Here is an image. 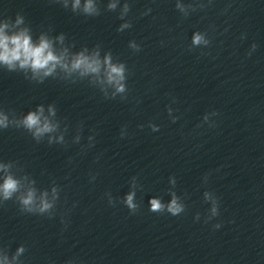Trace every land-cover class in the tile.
<instances>
[{
	"label": "clouds",
	"instance_id": "1",
	"mask_svg": "<svg viewBox=\"0 0 264 264\" xmlns=\"http://www.w3.org/2000/svg\"><path fill=\"white\" fill-rule=\"evenodd\" d=\"M65 9H69L73 13L82 14L87 17H96L101 14L99 0H55ZM211 3V0H208ZM176 9L187 17L190 12H195L197 8L206 7L203 3L185 4L182 0H175ZM106 11L116 12L118 10V18L124 21L117 28L118 32H123L132 27L130 20L126 19L131 11L129 0H108ZM148 8L142 15L151 12ZM227 30V29H225ZM244 34L241 39H245ZM65 35L63 33L52 37L48 32H41L35 39L33 38L32 29L27 25L24 15L17 13L15 19L6 17L0 19V68L9 72L23 73L25 79L36 83H43L47 78H61L65 80H84L87 79L89 84L99 89L105 99L126 100L129 92L127 85L130 75L126 63L115 58L111 51L101 54V46L98 44L89 49L84 47L79 51L71 52L68 47L57 48L56 44L64 45ZM211 44V40L206 31H195L191 37L189 50L197 48H207ZM128 47L133 52L141 51V46L131 40ZM257 45L253 43L247 53L251 56L255 52ZM63 75H60V74ZM175 103V98L172 100ZM173 108L167 106L169 118L173 123L178 119L173 115ZM218 113L212 111L203 116V122L209 127H214L215 122L211 117ZM23 129L28 132L37 142H41L47 137V143L65 145V134L68 131L67 125L61 128V121L57 119V109L54 104L47 106V114H45V106L37 105L34 110L28 111L26 114L17 116L15 112H6L0 110V130L8 128ZM142 129L144 126L139 125ZM148 127L153 131H159V125L149 122ZM126 135V126L121 129L120 136ZM88 148L94 146L95 137L88 136ZM81 135L78 128L77 134L73 137V143H80ZM16 167L15 163L0 162V206L8 201H14L19 206L22 214L47 216L49 219L56 215L57 204L60 200V187L53 182L49 189H38L36 181L28 174H20L13 171ZM92 180L95 176L91 177ZM205 182L207 176H205ZM170 187L167 195L170 199L165 202L161 196H153L149 199V209L151 213L158 215L168 214L171 216H179L186 211L184 198L177 195L174 191L176 186V178L169 177ZM142 190L136 176L131 177L129 181V191L119 198H114L111 192H106L108 204L115 207L117 203L123 204L130 214H136L141 208V202L137 200V191ZM204 202L209 204L204 216V223L208 224L220 215V200L212 191H204ZM194 219L199 221L201 214L197 212ZM62 223L67 227L63 216ZM214 229L221 227L220 223L212 225ZM27 248L24 244H20L14 253L9 255L7 248L0 247V264H23L21 257L25 254ZM67 264H75V261L69 260Z\"/></svg>",
	"mask_w": 264,
	"mask_h": 264
}]
</instances>
